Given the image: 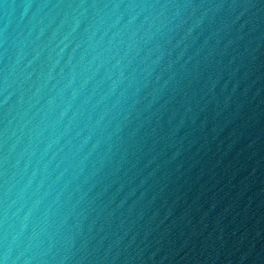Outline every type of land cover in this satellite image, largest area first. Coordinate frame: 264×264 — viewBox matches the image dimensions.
<instances>
[{
	"label": "water",
	"instance_id": "1",
	"mask_svg": "<svg viewBox=\"0 0 264 264\" xmlns=\"http://www.w3.org/2000/svg\"><path fill=\"white\" fill-rule=\"evenodd\" d=\"M0 264H264V0H0Z\"/></svg>",
	"mask_w": 264,
	"mask_h": 264
}]
</instances>
